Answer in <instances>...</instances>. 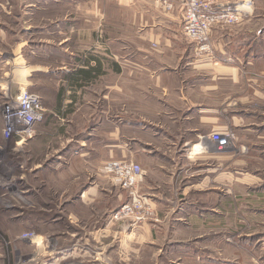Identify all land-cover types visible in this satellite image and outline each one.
<instances>
[{
	"label": "crops",
	"instance_id": "crops-1",
	"mask_svg": "<svg viewBox=\"0 0 264 264\" xmlns=\"http://www.w3.org/2000/svg\"><path fill=\"white\" fill-rule=\"evenodd\" d=\"M107 1L118 12L129 13L137 30L133 44L138 46L127 57L118 55L115 68H103L99 58L87 61L78 75V71L74 73L69 100L75 106L79 92L92 81L108 77L109 71L116 76L111 87L116 94V117L109 121L101 111L106 119L99 125L115 122V146L106 147L116 148L114 161L132 158L140 166L143 182L138 192L145 197L152 216L140 223L114 218L113 211L126 196L119 192L109 198L103 190L108 182L91 180L92 167L87 163L94 148L85 142L92 137L91 124L98 123L89 117L88 132L79 133L78 144L66 140L40 167V173H52V183L42 178L40 188H53L54 205L50 215L40 211V219L53 224L51 243L42 235L47 243L43 249L47 260L42 264H183L179 263L181 256L192 260L189 252H196L194 264H222V172H227L232 186L260 185L264 201V176L257 179L251 173L238 179L234 155L215 148L227 126L231 127L242 154L260 157L264 166V112L255 109L264 106V2L216 0L236 5L240 22L213 28L212 54L205 57L196 54L183 33L180 2L166 10L157 0ZM18 66L23 81L28 66L24 62ZM109 89L108 84L101 86L103 102L108 101ZM57 98L62 99V94ZM205 143L206 149L188 159L195 146ZM76 161L86 167H73ZM20 198L26 201V196ZM96 205H102V210ZM25 215L21 210L19 217ZM236 247L234 236V241H229V251L234 253L229 264L237 263Z\"/></svg>",
	"mask_w": 264,
	"mask_h": 264
},
{
	"label": "rangeland",
	"instance_id": "rangeland-1",
	"mask_svg": "<svg viewBox=\"0 0 264 264\" xmlns=\"http://www.w3.org/2000/svg\"><path fill=\"white\" fill-rule=\"evenodd\" d=\"M130 19L128 12H118L117 7L107 0H0V215L3 216V219L0 217L3 225L0 226V264L46 262L47 250L43 249L47 243L42 235H46L51 243L53 224L52 220L40 219V211L44 209L52 214L53 188L43 191L40 179H49L51 184L53 176L50 171L40 173V167L65 145L66 140H72L73 144L79 141V133L86 127L88 130L92 122L89 117L94 119V124L98 123L95 126L90 123L89 134L92 137L85 142L87 147L94 148V154L87 163L92 167L91 180L97 184L99 181L108 182L107 189L103 190L109 198L119 192L126 196L125 202L114 213L128 201L127 193L101 171L104 163L117 159L116 148L106 147L115 146V122L99 125V121L106 119L101 117V111L107 114L109 121L116 117V94L111 90L116 84V76L109 71L108 77H100L86 90H81L76 104L77 114L74 113L77 106L70 104L69 97L73 95L70 82L74 73L86 67L87 61L93 63L99 58L103 68H115L118 55L127 57L133 47L138 46L133 44L137 30ZM23 62L28 66L25 72L28 77L24 79L23 76L21 81V68L15 66L23 65ZM106 84L110 86L109 97L103 102L100 89ZM20 91L39 98L43 118L31 125L27 136L18 135L20 129L7 135L4 133L7 124L3 119L7 115L6 107L15 105ZM59 93L62 99L61 96L56 99ZM255 109H263L264 112V106L260 104ZM61 116L65 119L61 120ZM232 132L227 126L225 133L233 136ZM234 140L229 152L237 161L235 176L243 179L253 173L260 179L264 176L260 157H246ZM202 147L206 149L207 144L195 146V150L188 153L193 156H188V159H193ZM75 166L84 167L85 164L76 161L73 162ZM226 173L222 172L221 182L220 258L224 260L221 263L229 264V257L234 254L229 251V241H234L236 236V264H264L261 187L232 186ZM21 196H26V201ZM140 196L145 199L142 194ZM95 207L102 210V205ZM21 210L26 213L22 218L19 217ZM188 254L192 260L187 261L181 256L179 263L194 264L196 252Z\"/></svg>",
	"mask_w": 264,
	"mask_h": 264
},
{
	"label": "built area",
	"instance_id": "built-area-1",
	"mask_svg": "<svg viewBox=\"0 0 264 264\" xmlns=\"http://www.w3.org/2000/svg\"><path fill=\"white\" fill-rule=\"evenodd\" d=\"M163 8L170 10L175 2L183 7L182 29L185 37L194 45L199 56H211L212 46L210 33L213 28L229 27L240 22V11L236 5H222L216 0H157ZM4 120L7 124L4 133L11 135L19 130L18 135L27 136L31 125L40 122L43 110L39 98L20 91L15 105L6 107ZM234 137L223 135L221 142L215 143V148L225 151L233 148ZM204 147L201 148V151ZM240 151H242L240 149ZM104 175L110 177L112 183L128 195V201L114 218L132 219L140 223L152 216L145 199L138 193V186L143 181V171L132 161H108L101 168Z\"/></svg>",
	"mask_w": 264,
	"mask_h": 264
}]
</instances>
